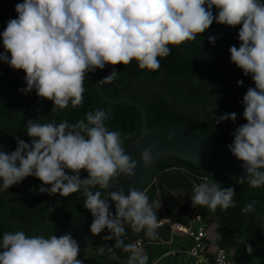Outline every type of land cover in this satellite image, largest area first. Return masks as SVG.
I'll use <instances>...</instances> for the list:
<instances>
[{
  "label": "clouds",
  "instance_id": "1",
  "mask_svg": "<svg viewBox=\"0 0 264 264\" xmlns=\"http://www.w3.org/2000/svg\"><path fill=\"white\" fill-rule=\"evenodd\" d=\"M213 7L218 9L216 16ZM15 11L17 18L9 20L0 34L5 50L0 53V62L25 73V94L35 89L38 97L61 109L69 102L74 107L83 102L88 72L105 65H127L132 60L140 69L156 71L158 57L169 56L170 45L195 41L214 20L228 27L242 25L240 46L230 47V59L245 76L251 74L255 87L248 88L243 97L246 123L235 129L228 147L242 162L245 175L238 183L253 189L264 187V172L258 171L264 169V0H23ZM215 39L210 37L209 42ZM118 74L113 70L97 86L113 82ZM237 83L240 86L243 81ZM111 118L110 109L98 108L74 124L28 120L26 132L31 143L17 138L10 154L0 150V190L34 176L42 183L40 193L68 197L82 191L84 207L93 217L91 234L108 229L110 235L103 239L115 238L114 247L129 253L126 264H147L141 242L125 244L121 237L127 223L133 232L144 231L155 240L160 199L149 203L146 190L135 186H130L127 194L118 189L104 198L117 177L131 178L137 168V161L122 146V134L106 127ZM226 120L235 122L236 113L221 115L216 123ZM172 138L169 133L167 140ZM156 147L153 143L140 153L145 168L152 162ZM65 169L72 174H66ZM81 170L88 173L87 178H80ZM200 179L202 183L193 185L194 207L212 212L218 207H236L234 188H222L211 174ZM97 186L103 192H93ZM109 201L115 204L114 216ZM256 203L249 202L242 212H253ZM0 249V264H82L77 259L79 244L70 234L46 238L23 231L6 232ZM98 250L103 255L112 253L113 247ZM246 252L251 254L253 248L247 246Z\"/></svg>",
  "mask_w": 264,
  "mask_h": 264
},
{
  "label": "trees",
  "instance_id": "2",
  "mask_svg": "<svg viewBox=\"0 0 264 264\" xmlns=\"http://www.w3.org/2000/svg\"><path fill=\"white\" fill-rule=\"evenodd\" d=\"M22 2L0 0V34L9 20L17 18L15 8ZM211 11L213 16L218 15L215 7ZM241 27L219 25L214 20L195 41L170 45L169 56L158 57L160 67L156 71L140 69L137 61L132 60L127 65H105L103 69L87 74L97 83L113 70L119 73L113 82L98 87L108 98H126L136 102L144 111L148 129L178 126L213 140L232 143L235 129L246 123L243 97L248 88L255 87L251 74L245 76L230 59V47L240 46L238 32ZM210 37H216L214 43L209 42ZM4 51L0 40V53ZM241 80L243 84L238 86L237 82ZM83 86V102L78 106L74 107L69 102L61 109L53 101L38 97L34 90V104L29 107L31 96L22 91L27 87L25 73L0 62V150L10 154L17 146V138L31 143L32 138L26 132L28 120L74 124L85 119L86 113L98 108L111 110L112 118L105 122L106 127L109 131L122 134V146L125 148L138 136V112L125 104L102 101L86 79ZM233 112L236 113L235 122L226 120L216 123L221 115ZM65 172L72 174L67 169ZM204 174L198 167L184 161L168 156L158 157L145 189L149 203L160 199L161 207L156 209L159 221L157 238H148L144 231L135 233L125 223V234L121 239L125 244L141 242L144 254L148 256L147 264H200L181 253L170 254L173 250L187 251L192 245L190 236L172 234L170 226L187 227L197 216L198 223L193 224L195 231L198 225L205 226L214 217L217 237L203 240L207 246H212V251L217 248L222 250L228 264H264V187L253 189L247 183H238L236 178L212 176L222 188L232 187L236 193L235 208L222 210L218 207L212 212L206 207H194L191 201L193 185L202 183L200 177ZM87 176L85 170L80 171L81 179ZM41 186L39 179L29 176L7 190H0V240L4 233L15 231H23L29 236L58 237L88 211L84 207L82 191L62 197L59 193H40L38 189ZM92 191L103 192L98 186ZM253 200L257 202L255 210L243 213V207ZM106 235L110 232L77 259L82 264H126L129 253H125L122 247H114L115 238L104 240ZM249 245L253 248L251 254L246 252ZM101 246L113 247V252L106 251L102 255L98 250ZM205 257L210 255L206 253Z\"/></svg>",
  "mask_w": 264,
  "mask_h": 264
},
{
  "label": "water",
  "instance_id": "3",
  "mask_svg": "<svg viewBox=\"0 0 264 264\" xmlns=\"http://www.w3.org/2000/svg\"><path fill=\"white\" fill-rule=\"evenodd\" d=\"M85 79L89 81L96 95L104 102L109 104H125L134 108L139 115L138 136L125 146L126 154L137 161L135 175L131 178L120 176L112 182L109 189L106 190L104 198L107 199L111 191L122 189L127 194L130 186H135L137 190H143L148 187L151 180L152 170L155 161L160 156L172 157L201 169L206 174L227 178H236L245 175L242 168V162L238 161L230 152L229 145L232 143L213 140L187 128L178 126H165L155 129H148L145 126V115L143 109L134 101L126 98L111 99L106 97L97 86L95 80L85 74ZM35 89L28 92L31 96V107L34 104L32 93ZM15 116V115H14ZM148 130L146 135L145 130ZM169 133L173 134L171 141L167 140ZM142 136V138H141ZM155 143L156 149L153 151V160L147 168L140 163V153L149 145ZM264 172V169H258ZM110 212L115 215V204L109 201ZM93 217L89 211L81 216L76 222L68 227L59 236L70 234L79 244L78 256L88 250L98 239L105 235L109 230L104 229L98 235L93 236L90 232V225ZM216 222L214 220L213 234L215 232ZM58 236V237H59ZM77 256V257H78Z\"/></svg>",
  "mask_w": 264,
  "mask_h": 264
},
{
  "label": "built area",
  "instance_id": "4",
  "mask_svg": "<svg viewBox=\"0 0 264 264\" xmlns=\"http://www.w3.org/2000/svg\"><path fill=\"white\" fill-rule=\"evenodd\" d=\"M194 223H198L197 216H194V218L189 222V225L187 227H183L177 224L170 226L172 234L187 235L192 238V245L187 251L173 250L170 252V254L181 253L185 255L186 258L194 259L196 263H200V264H228L226 255L222 250L217 248L214 251H212V246H207L203 242V240L208 239L206 236V232L204 231V225L203 224L198 225L196 230L193 231ZM206 253L209 254L210 257H205ZM150 264H157V263L151 262Z\"/></svg>",
  "mask_w": 264,
  "mask_h": 264
},
{
  "label": "rangeland",
  "instance_id": "5",
  "mask_svg": "<svg viewBox=\"0 0 264 264\" xmlns=\"http://www.w3.org/2000/svg\"><path fill=\"white\" fill-rule=\"evenodd\" d=\"M214 217H211L208 221V223L204 226V231L211 232L212 227H214ZM208 237V236H207Z\"/></svg>",
  "mask_w": 264,
  "mask_h": 264
},
{
  "label": "crops",
  "instance_id": "6",
  "mask_svg": "<svg viewBox=\"0 0 264 264\" xmlns=\"http://www.w3.org/2000/svg\"><path fill=\"white\" fill-rule=\"evenodd\" d=\"M213 228H214V227H212L211 232H207V233H206V236H208V237H207L208 239H213V238H214Z\"/></svg>",
  "mask_w": 264,
  "mask_h": 264
}]
</instances>
